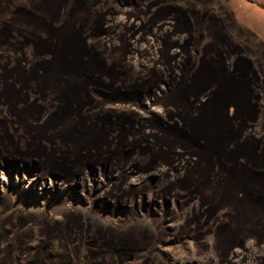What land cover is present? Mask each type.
Returning <instances> with one entry per match:
<instances>
[{"label": "rangeland", "instance_id": "374dc122", "mask_svg": "<svg viewBox=\"0 0 264 264\" xmlns=\"http://www.w3.org/2000/svg\"><path fill=\"white\" fill-rule=\"evenodd\" d=\"M0 264H264V0H0Z\"/></svg>", "mask_w": 264, "mask_h": 264}]
</instances>
